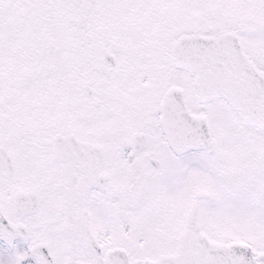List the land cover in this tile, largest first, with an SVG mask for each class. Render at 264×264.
<instances>
[{
    "label": "snow or ice",
    "instance_id": "1",
    "mask_svg": "<svg viewBox=\"0 0 264 264\" xmlns=\"http://www.w3.org/2000/svg\"><path fill=\"white\" fill-rule=\"evenodd\" d=\"M0 264H264V0H0Z\"/></svg>",
    "mask_w": 264,
    "mask_h": 264
}]
</instances>
